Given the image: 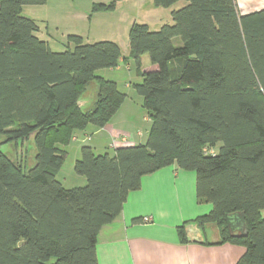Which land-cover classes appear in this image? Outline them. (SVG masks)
<instances>
[{"label":"trees","instance_id":"16d2710c","mask_svg":"<svg viewBox=\"0 0 264 264\" xmlns=\"http://www.w3.org/2000/svg\"><path fill=\"white\" fill-rule=\"evenodd\" d=\"M183 1L156 31L133 23L122 57L113 41L84 43L75 34L53 51L22 14L46 0H0V145L15 149L0 151V264H97L100 227L144 175L173 163L195 172L196 197L211 205L194 223L215 225L218 243L243 246L235 264H264V8L240 13L235 0ZM143 54L148 71L139 70ZM121 58L139 70L134 87L151 121L148 137L111 155L83 145L73 168L86 183L64 188L57 173L73 133L103 127L125 98L96 73ZM92 83L90 105L78 106ZM26 140L30 163L17 151ZM239 213L245 235L225 220ZM177 232L187 241L185 223Z\"/></svg>","mask_w":264,"mask_h":264},{"label":"crops","instance_id":"0c3cea01","mask_svg":"<svg viewBox=\"0 0 264 264\" xmlns=\"http://www.w3.org/2000/svg\"><path fill=\"white\" fill-rule=\"evenodd\" d=\"M235 3L240 13L264 8V0H235ZM183 4L185 2L180 6ZM27 17L34 19L33 15ZM36 25L38 30L35 33L41 34L39 25ZM41 39L49 44L48 39ZM128 54L129 52L123 55L121 51L122 57H128ZM120 61L126 62V67L130 68L128 59L121 58ZM120 68L118 64L106 70L113 73ZM139 70L135 67V74L141 80ZM113 81L118 88L117 80ZM128 86L129 84L125 85ZM121 92L125 94L123 102L103 127L87 125L85 129L73 133L70 141L79 140L75 155L80 156V148L85 144L96 152L107 148L114 152L116 147L145 143L151 125L150 118L147 112L141 116L145 128L140 130L135 129L139 121L136 122L132 116L138 110L137 104L142 107V98L141 102H129L128 93ZM195 181L194 171L179 169L174 163L144 175L139 188L128 193L121 212L97 232V264H235L244 253L243 246L229 242L218 243V229L213 224L206 225L202 235L195 233L198 227L194 226V219L211 209L209 203L197 199ZM262 213L264 215V210ZM143 217L151 220L143 222ZM184 223L187 241L183 242L177 227ZM194 237H198V241Z\"/></svg>","mask_w":264,"mask_h":264},{"label":"rangeland","instance_id":"374dc122","mask_svg":"<svg viewBox=\"0 0 264 264\" xmlns=\"http://www.w3.org/2000/svg\"><path fill=\"white\" fill-rule=\"evenodd\" d=\"M184 1L180 0L172 7L155 6L153 0H46L42 5H24L23 15H33L36 23L41 29L40 33H35L39 38L49 40L50 48L53 51H64L66 49V37L69 34L81 36L84 43H94L102 40H110L120 47L122 54L128 50V32L133 23H147L151 31H156L162 24H171L172 18L170 10L176 9ZM104 4L105 8L93 9V5ZM46 32V33H45ZM72 47V44H70ZM126 62L120 61L121 68L111 73L106 69L98 70L96 73L103 75L107 79L117 80L118 88L128 93L129 102H141V96L134 89L133 84L140 82V77L135 74V62L128 58V69ZM151 66L149 56L142 55L141 70L148 71ZM129 84L128 87L125 85ZM95 83L90 84L85 93L84 99H89L90 93L94 90ZM90 105V104H89ZM138 110L132 113L133 119L139 121L135 129L144 130L141 116L146 110L137 104ZM86 107V106H85ZM78 141H70L67 145V155L62 167L57 173V179L64 188L83 186L86 183L84 176L75 173L73 165ZM33 142L24 141L17 149L27 157V163L32 162ZM0 151L14 154L12 145H0ZM16 151V152H17ZM77 152V150H76ZM98 152V151H97ZM113 153L111 148L102 150Z\"/></svg>","mask_w":264,"mask_h":264},{"label":"water","instance_id":"95a60500","mask_svg":"<svg viewBox=\"0 0 264 264\" xmlns=\"http://www.w3.org/2000/svg\"><path fill=\"white\" fill-rule=\"evenodd\" d=\"M188 89V88H186ZM90 102V99H79L77 101V105L80 106V107H85L88 103ZM226 222H227V227L230 229V231L234 232V231H242V235H245V225H244V220H243V214L242 213H239L236 217L234 218H231V217H226L225 218ZM235 222L234 224H232V222ZM194 226H197L198 227V230L195 231V233H198L200 235H202L204 232L203 231V228L199 227L196 223ZM233 233L235 236H238L239 234L241 233ZM187 233V231H186ZM198 237H194V240L195 241H198ZM204 239L201 240V242H203ZM19 244H21V242H19Z\"/></svg>","mask_w":264,"mask_h":264},{"label":"built area","instance_id":"2783aa9c","mask_svg":"<svg viewBox=\"0 0 264 264\" xmlns=\"http://www.w3.org/2000/svg\"><path fill=\"white\" fill-rule=\"evenodd\" d=\"M111 146L114 147V143L113 142H111ZM150 220H151V218H149V217H143L142 218L143 222H149Z\"/></svg>","mask_w":264,"mask_h":264}]
</instances>
